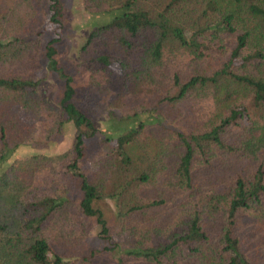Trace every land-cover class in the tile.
Here are the masks:
<instances>
[{
  "label": "trees",
  "instance_id": "16d2710c",
  "mask_svg": "<svg viewBox=\"0 0 264 264\" xmlns=\"http://www.w3.org/2000/svg\"><path fill=\"white\" fill-rule=\"evenodd\" d=\"M83 4L107 20L81 45L75 71L96 95L110 96L106 86L117 79L122 90L114 99L140 98L119 120L157 109L163 118L152 115L150 124L105 139L95 170L84 174L85 140L97 130L73 103L74 79L57 61L60 39H40L48 27L62 29V2L0 0V162L35 140V125L14 107L34 115L48 135L67 123L75 129L69 151L17 158L0 173V264H68L81 254L86 221L109 238L96 207L106 199L137 238L119 264H264V0ZM41 57L63 80L58 107L39 90ZM69 158L64 168L79 179L80 199L33 195L37 175ZM175 202L177 214L156 219L157 208ZM248 213L244 239L238 223Z\"/></svg>",
  "mask_w": 264,
  "mask_h": 264
},
{
  "label": "rangeland",
  "instance_id": "374dc122",
  "mask_svg": "<svg viewBox=\"0 0 264 264\" xmlns=\"http://www.w3.org/2000/svg\"><path fill=\"white\" fill-rule=\"evenodd\" d=\"M61 2L64 17L62 29L57 31L55 27H48L40 39L42 44H46L53 37L60 39L56 45L58 52L57 61L65 73L74 79L73 85L76 93L73 103L93 119L97 130L93 138L85 140V156L79 163L81 171L89 176L95 170L96 161L103 154L102 146L105 139L112 138L116 140L118 136L126 134L140 122L150 124L152 115H159L162 118L163 116L161 115L162 110L157 109L147 114H141L137 118L119 120L122 119L123 115L129 113L130 108L138 106L141 101L138 102L140 98L132 101L130 95L122 99H114V94L122 90L121 82L117 79L111 86L110 84L106 86L110 90V96L106 93L101 95L93 93L88 85L87 76L75 71V63L78 62L79 49L90 31L95 26L103 24L107 19L104 16L90 14L89 11L85 10L83 0H61ZM41 65V69L36 74L39 81V90L44 98L53 106L58 107L62 98L63 80L58 74L47 70L46 61L43 57H41ZM13 110L21 121L35 125V140L31 145L20 146L13 151L6 162H0V173L17 158H25L34 154L57 156L71 149L75 134L72 124H65L60 134L48 135L44 132L41 122L29 111L20 107H14ZM164 121L165 125L168 126V121ZM178 127L182 128L181 124H178ZM69 161L70 158L65 159L63 164H54L53 168L40 172L35 179L32 194L38 196L39 194L61 195L63 193L70 200L78 201L81 195L79 189L80 181L77 177L71 176L64 168ZM151 194L152 192L146 191L147 196ZM96 207L105 216L109 229V238L103 239L99 236V229L93 220L90 222L86 221V228L84 229L87 230V234L81 242L83 246L81 254L68 258L66 260L68 264H119V260L124 256V253L134 248L137 238L127 228L131 220H128L125 225L119 224L120 222L116 218V202L106 199L98 201ZM178 207L179 202H175L159 209L157 208L155 212L156 219L160 221L177 214ZM253 216V214L248 213L238 223L244 239H248L246 232L251 226ZM133 219L138 222L137 217L134 216ZM80 236H82V231L79 230L77 231L79 240ZM250 241L251 239L249 243ZM53 251L61 253L58 247L53 248ZM85 258L87 259L86 261L84 260ZM125 263L143 264V262H136L133 259L125 260Z\"/></svg>",
  "mask_w": 264,
  "mask_h": 264
}]
</instances>
